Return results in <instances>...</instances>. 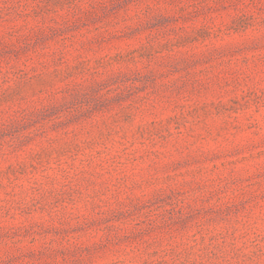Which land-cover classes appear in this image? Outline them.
<instances>
[{"label": "rangeland", "instance_id": "obj_1", "mask_svg": "<svg viewBox=\"0 0 264 264\" xmlns=\"http://www.w3.org/2000/svg\"><path fill=\"white\" fill-rule=\"evenodd\" d=\"M0 264H264V0H0Z\"/></svg>", "mask_w": 264, "mask_h": 264}]
</instances>
